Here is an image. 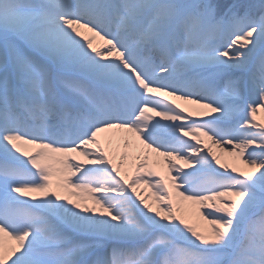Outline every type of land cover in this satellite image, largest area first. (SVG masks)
I'll use <instances>...</instances> for the list:
<instances>
[{
    "label": "snow or ice",
    "instance_id": "6c2138e0",
    "mask_svg": "<svg viewBox=\"0 0 264 264\" xmlns=\"http://www.w3.org/2000/svg\"><path fill=\"white\" fill-rule=\"evenodd\" d=\"M258 112L264 0H0V264H264Z\"/></svg>",
    "mask_w": 264,
    "mask_h": 264
},
{
    "label": "rangeland",
    "instance_id": "374dc122",
    "mask_svg": "<svg viewBox=\"0 0 264 264\" xmlns=\"http://www.w3.org/2000/svg\"><path fill=\"white\" fill-rule=\"evenodd\" d=\"M177 103H180L182 106L185 107H192L190 105H186L185 102L183 101H176ZM257 119L261 120L262 122H264V113H259L257 114ZM200 139L202 140V148L205 152H207L208 148H211V150L216 153L218 156L221 157L222 162L225 163H229V164H237V165H241V161L238 158H233V157H229L225 151L224 148L221 146H217L216 144L212 143L207 137L201 135ZM167 165L165 164L164 166L158 168V171H161L162 173L166 170ZM198 216V212L196 213L195 216H193V219H195L194 217Z\"/></svg>",
    "mask_w": 264,
    "mask_h": 264
},
{
    "label": "bare ground",
    "instance_id": "6f19581e",
    "mask_svg": "<svg viewBox=\"0 0 264 264\" xmlns=\"http://www.w3.org/2000/svg\"><path fill=\"white\" fill-rule=\"evenodd\" d=\"M164 165L165 164L161 165L160 167H162ZM143 188H144V194L148 195L149 199H152V189H150L147 185H144ZM188 212L190 214V217L193 218V216H195L197 213V206L196 205H189ZM196 217H194V218H196Z\"/></svg>",
    "mask_w": 264,
    "mask_h": 264
}]
</instances>
